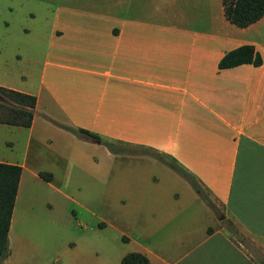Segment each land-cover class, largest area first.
<instances>
[{
    "label": "crops",
    "instance_id": "1",
    "mask_svg": "<svg viewBox=\"0 0 264 264\" xmlns=\"http://www.w3.org/2000/svg\"><path fill=\"white\" fill-rule=\"evenodd\" d=\"M32 7L45 11L47 29L3 34L2 50L15 58L0 63V86L36 101L29 127L0 123V162L21 167L7 236L22 219L36 223L32 190L54 180L38 172L104 177L96 157L104 145L70 126L169 155L215 207L163 163L117 175V264L132 251L150 264H264V13L237 27L221 0ZM243 44L258 66L217 67ZM56 253L55 264H116L105 238L80 236Z\"/></svg>",
    "mask_w": 264,
    "mask_h": 264
},
{
    "label": "rangeland",
    "instance_id": "2",
    "mask_svg": "<svg viewBox=\"0 0 264 264\" xmlns=\"http://www.w3.org/2000/svg\"><path fill=\"white\" fill-rule=\"evenodd\" d=\"M38 1L50 2V0H0V63L6 61L5 64L9 65L12 63L9 55L15 58L12 53L8 55L2 50L3 34L13 31L22 35L32 29L44 31L49 27L45 11L41 9L33 11L32 4H37ZM30 12L33 15H30ZM1 100L4 99L0 96ZM123 148L130 150L126 145ZM146 155L133 152L110 153L106 147L100 146L96 157L104 166L106 173L99 182L95 178L96 175L79 173L51 175L54 179L52 186L35 185L32 192L39 201L36 206V223L22 219L15 224L9 237L7 236L8 255L1 264H55L60 243L75 240L80 236L105 238L107 256L117 264L115 258L117 249L124 247L118 231L121 227L117 228L119 223L117 175H130L134 167L156 171L154 167L163 162L149 155L147 156L150 158H139ZM152 158L155 162H152ZM53 186L65 196L53 190ZM251 252L256 256L254 249Z\"/></svg>",
    "mask_w": 264,
    "mask_h": 264
},
{
    "label": "trees",
    "instance_id": "3",
    "mask_svg": "<svg viewBox=\"0 0 264 264\" xmlns=\"http://www.w3.org/2000/svg\"><path fill=\"white\" fill-rule=\"evenodd\" d=\"M221 6L225 19L237 27H245L257 21L264 13V0H221ZM260 63V55L254 47L250 44H243L224 53L219 59L217 67L219 69L230 68L240 64L258 66ZM0 96L4 99L0 101V123L29 127L33 117L35 97L3 86H0ZM63 127L78 137H88L104 145L110 153L133 152L156 158L187 180L193 190L205 200L210 208L215 210V207L203 193L198 181L169 155L160 153L150 147H134L118 140L108 141L102 139L98 134L82 128ZM115 142H117L116 145ZM125 145L129 146L130 150H125L123 148ZM20 172L21 167L19 165L0 162V264L9 252L7 233ZM38 176L45 181H48L51 177L49 173L44 172H38ZM120 264L150 263L143 254L132 251L121 257Z\"/></svg>",
    "mask_w": 264,
    "mask_h": 264
}]
</instances>
